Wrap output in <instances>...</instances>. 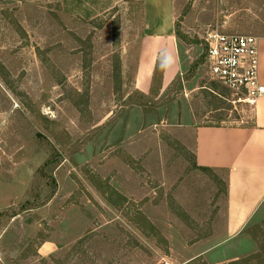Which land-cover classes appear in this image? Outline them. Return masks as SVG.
Here are the masks:
<instances>
[{
  "label": "rangeland",
  "instance_id": "rangeland-1",
  "mask_svg": "<svg viewBox=\"0 0 264 264\" xmlns=\"http://www.w3.org/2000/svg\"><path fill=\"white\" fill-rule=\"evenodd\" d=\"M136 0H0V264H264V206L224 240L225 172L190 127L247 125L205 36L264 37V0H176L179 73L133 86Z\"/></svg>",
  "mask_w": 264,
  "mask_h": 264
},
{
  "label": "crops",
  "instance_id": "crops-1",
  "mask_svg": "<svg viewBox=\"0 0 264 264\" xmlns=\"http://www.w3.org/2000/svg\"><path fill=\"white\" fill-rule=\"evenodd\" d=\"M144 27L134 47L133 86L149 93L160 59L162 83L176 79L180 70L176 33V0H136ZM259 79L264 84V37H259ZM194 137L198 166L225 172L227 207L224 240L232 241L264 206V95L253 105L247 125H197Z\"/></svg>",
  "mask_w": 264,
  "mask_h": 264
},
{
  "label": "built area",
  "instance_id": "built-area-1",
  "mask_svg": "<svg viewBox=\"0 0 264 264\" xmlns=\"http://www.w3.org/2000/svg\"><path fill=\"white\" fill-rule=\"evenodd\" d=\"M258 40L252 34L217 30L205 36L209 74L236 97L234 102L254 105L264 95V84L259 79Z\"/></svg>",
  "mask_w": 264,
  "mask_h": 264
},
{
  "label": "clouds",
  "instance_id": "clouds-1",
  "mask_svg": "<svg viewBox=\"0 0 264 264\" xmlns=\"http://www.w3.org/2000/svg\"><path fill=\"white\" fill-rule=\"evenodd\" d=\"M168 66H169V65L166 64V63H162V64H161V68H163V69H166Z\"/></svg>",
  "mask_w": 264,
  "mask_h": 264
},
{
  "label": "trees",
  "instance_id": "trees-1",
  "mask_svg": "<svg viewBox=\"0 0 264 264\" xmlns=\"http://www.w3.org/2000/svg\"><path fill=\"white\" fill-rule=\"evenodd\" d=\"M201 167V166H200ZM202 169H207V170H209V168H206V167H201Z\"/></svg>",
  "mask_w": 264,
  "mask_h": 264
}]
</instances>
